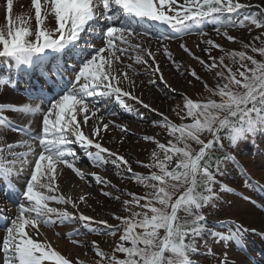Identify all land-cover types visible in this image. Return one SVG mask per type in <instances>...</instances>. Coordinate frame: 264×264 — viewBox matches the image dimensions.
I'll return each mask as SVG.
<instances>
[{"label":"snow or ice","instance_id":"1","mask_svg":"<svg viewBox=\"0 0 264 264\" xmlns=\"http://www.w3.org/2000/svg\"><path fill=\"white\" fill-rule=\"evenodd\" d=\"M4 6L5 23L0 25V68L4 71L0 74V88H15L21 75L29 76L33 71L39 73L42 83L38 89L26 90V103H0V191L18 197L13 217L5 218L4 209L0 208V218L8 220L0 242V264H73L39 237L41 226L54 228L77 223L84 231L71 228L66 234L73 244L79 245L76 237L86 233L118 236L112 252L92 241V249L100 257L95 264H193L192 256L196 254L215 257L210 248L200 253L198 241L205 236L225 245L235 242L240 251L247 253L244 237L256 230L234 220L216 221L210 227L204 209L216 206L219 192L233 191L217 179L227 174V165L240 168L224 141L228 148H235L249 137L254 140L258 134H264V59L257 60L245 51H227L209 39L204 43L209 46L205 52L211 63H206L181 44L183 51L208 71L216 70V83L209 87L194 69L189 71L204 83L208 95L201 100L181 97L183 104L177 105L176 111L182 121L179 125L163 114L160 121H153V126L165 129L172 139L165 144L153 136L143 137L156 144L151 162L142 165L155 169L148 175L134 172L128 160L103 146L102 133L113 122H104L103 115L97 113L101 107L107 108L113 98L128 111L132 109L125 97L150 108L123 86L125 81L129 89L137 86L126 70L135 72L133 65H124L123 58L148 66L151 74L160 72L153 51L143 41L133 42V37H148L152 33L137 31L134 24L170 30L171 36L160 31L155 37L161 45L157 51L162 48L179 71L181 65L173 59L166 41L194 33L205 36L204 27L208 24L214 26L218 35L236 41L227 29H264V8L257 6L258 13L242 14L241 10L249 4L240 0H31L34 15L29 12L14 16V0H5ZM50 21L55 22L54 26H50ZM262 36L264 32L253 38L261 41L260 47L240 42L245 49L251 48L264 57ZM213 48L224 54L218 58L211 56ZM145 57L151 58L153 64ZM226 58L230 63H225ZM159 78L163 81L162 74ZM34 100L40 103H33ZM9 111L30 118L41 116L42 130L34 132L31 119L17 125L4 114ZM189 119L190 122H183ZM90 120L91 131L86 134L83 126L89 125ZM116 127L127 132L125 127ZM9 131L18 132L21 138L6 142ZM74 146L82 150L94 167L103 168L111 162L147 189L142 196L127 193L131 199L123 201V208L128 215L113 214L117 224L94 221L79 212L80 203H87L85 195L73 200L59 191L57 177L61 167L71 169L80 179L86 178L76 166L80 156ZM25 173L30 178L21 190L13 179L18 180ZM241 173L247 183L250 177L243 169ZM92 175L97 184L116 187L98 173ZM216 185L220 186L219 192ZM256 187L264 190L258 183ZM101 191L113 198L112 193ZM53 202L65 207L50 206ZM69 204L75 212L67 210ZM93 224L104 228L98 231ZM258 234L264 238V233ZM204 244L207 248V240ZM76 264L83 261L77 260ZM221 264H232L226 253ZM247 264L258 262L249 254Z\"/></svg>","mask_w":264,"mask_h":264},{"label":"rangeland","instance_id":"2","mask_svg":"<svg viewBox=\"0 0 264 264\" xmlns=\"http://www.w3.org/2000/svg\"><path fill=\"white\" fill-rule=\"evenodd\" d=\"M240 2L249 4V7L241 10L242 14L258 13L259 9L257 6L264 8V0H240ZM22 12L25 14L32 12L34 15V10L31 7V0H20L19 8L17 10L14 8L13 14L15 16L22 14ZM4 23L5 6L0 7V25H3ZM31 23L33 26L36 24L34 19ZM54 24V21H50V26H54ZM204 31L207 33L205 36H200L194 33L180 39H171L165 42L168 45V50L172 53L173 59L177 64L181 65L179 71L177 70L176 65L173 64L172 61H170L164 54L162 48L160 51H157V48H160L161 45L155 38L157 36L156 34L152 33V35L148 37H133V42L143 41V43L153 51L155 54V63L159 65L160 72L151 74L148 66L137 64L133 59L123 58L124 65L131 63L133 65V69H135V72L130 69H126L129 71V74L132 75L133 79H138L140 82H143L141 86L129 89L127 81H125L123 85L125 90H131L133 95L142 99L144 103L149 104L150 108L146 109L137 101L131 100L127 97L124 99L128 105L130 103L129 101H131L136 109H146V111L149 112V115H147V117L144 115L143 119H141V116L139 115L134 116L137 115L136 112L126 110L122 105L116 102L114 98L108 102L107 108H109L112 103H115L118 108L117 110L119 111L118 114L122 115L121 117H118L120 123L115 124L114 121L107 118V108L101 107V112L97 113V115L99 116L102 114L104 122L106 123L109 121L113 122L110 124L109 129L102 133L103 146L128 160L134 172L148 175L151 171H155V169H148L142 166L151 162V152L156 148V144L154 142L145 141L143 139L144 136H153L156 140L165 144H167L168 140L172 139L165 129L153 126V121H160V114H163L173 123L179 125L182 121L180 117L177 116L176 111H179V109H177V105L183 104L181 97L183 95H187L193 100H201L203 97L208 95V93L204 90V83L193 78L189 74V71L194 69L197 74L202 77L203 81L209 85V87L215 86L216 80L214 79V76L216 70H212L211 72L208 71L199 63L198 60L184 52L180 47L181 44H184L188 49H190L194 56L199 57L206 63H211L209 54L205 52V49L209 46L204 43L205 40L209 39L213 40L215 44L220 45L227 51H245L248 55L253 56L257 60L264 59V57H261L259 53L252 52L251 48L245 49L243 47V44L252 43H255L256 47L262 46L260 40L254 41L253 38L264 32V29H256L253 27L251 32H249L247 28L227 29L229 35L237 38L236 41H229L222 34L218 35L214 31V26L211 24L206 25L204 27ZM223 31L224 29H221V33H223ZM261 39H264V36H262ZM240 41H242L243 44ZM210 54L211 56L218 58L224 53L219 49L213 48ZM145 58L149 60L150 65L153 64L151 58ZM225 63H230V61L226 58ZM146 69H148L149 74H146ZM186 69L188 71H186ZM233 70H236L235 65L233 66ZM140 71L142 72L140 73ZM161 74L163 75V81L159 78ZM172 77L177 78V83L175 85H172L169 82V79ZM149 80H154L155 84H150ZM165 82L167 83V87ZM172 89H175V91L173 92ZM150 92H153L156 96L160 95L164 102L160 104L158 99L154 98L151 103V100L149 101L145 99L144 96L148 95ZM152 109H155V111ZM130 115L135 119L127 118ZM110 118L117 120V117L114 116ZM90 121L89 125L84 126L86 129L90 127ZM183 122H190V119ZM116 125L125 127L127 132H122L120 127H116ZM88 133L89 131L87 134ZM224 143L227 151L239 163L240 168H237L233 164L229 163L227 165V174L217 177L218 180L228 185V187H230L233 191L219 192L220 186L216 185L215 189L219 192L220 200L216 203L215 207L210 205V207L205 208L204 213L207 220H210V227L213 226L216 221L234 220L240 225H243L245 228L255 229L256 232L254 233L249 231L244 237L243 242L247 248V253L240 251L235 242H229L225 245L223 242L216 243L214 240L205 236L204 240H207V248L205 247L204 240H199L198 248L200 249V253H205L210 248L212 253L217 251L215 252V257L212 255L196 254L192 256L193 264H221L225 253L232 264H246L249 260V254L251 257H254L256 261L261 260L258 245L264 246V243L258 233H264V221L247 224L245 223V219H248L251 215L247 213L249 209H259L264 214V208L261 207V205H264V190L256 187V183L264 186V134H258L254 140L252 137H249L242 145H237L235 148H228L227 141H224ZM193 147L198 148L196 145H193ZM79 156L81 160L82 158H85L80 162V165H83L82 167L86 174L85 181L82 185L86 192L84 191L85 194L81 195H85L87 200V203H80L79 212L92 217L94 221L107 220L109 224H117L118 221L112 218L113 214L120 216L128 215L123 208V201L131 199V196L127 195V193H134L142 196L145 194L147 189L130 179L124 168L117 167L111 162L103 168L94 167L93 163L91 164L89 159L83 155L82 151ZM137 161L140 163L138 164ZM241 169L245 170L248 177H250L247 183L245 176L241 173ZM93 173H98L100 176L110 181L111 184L116 185V187L113 188L107 185L97 184L92 175ZM102 189L112 193L113 198L104 196L101 191ZM117 189H119V191H117ZM116 196H119L120 199H114ZM245 197L250 199H245ZM69 205L67 210L69 212H75L76 210L72 209L71 205ZM50 206L57 208L64 207L63 205H59L54 202L51 203ZM136 210L139 211V208ZM97 226H99L97 227L99 231H102L104 228L103 225ZM62 227H64L63 229H66L67 231H63ZM62 227L60 229L59 227L48 228L41 226L40 232H48L55 237L59 236L71 244L72 242L66 238L65 232H68L71 228H80V224L77 223ZM80 230L82 232L84 231L83 228H80ZM57 233H59V235H57ZM42 236L43 234L39 237V239L44 240ZM76 239L80 241V244L75 245H82L84 249L82 253L79 252L80 254L74 248L71 250H59L50 241H48L49 239L46 240L50 242L52 246L62 255L70 259L73 264H76L77 260L83 261V264H95L100 257L97 256L92 249V241H97L99 246L104 251L112 252L114 241L118 239V236L116 238H110L102 235L86 233L85 235L76 237ZM1 240L0 242H2ZM0 255H2V253H0ZM117 255L122 256V254L119 253H117Z\"/></svg>","mask_w":264,"mask_h":264},{"label":"bare ground","instance_id":"3","mask_svg":"<svg viewBox=\"0 0 264 264\" xmlns=\"http://www.w3.org/2000/svg\"><path fill=\"white\" fill-rule=\"evenodd\" d=\"M4 5H5V0H0V7H4ZM19 5H20V0H14V8H15V10H17L19 8ZM24 12H25V9H24ZM24 12H22V14H25ZM162 31H165V30H162ZM169 35L171 36L173 34L169 31ZM33 72H35V71H33ZM141 72L142 71H140V73ZM176 79H177L176 77H172V78L169 79V82L172 85H175L177 83ZM135 82H136L137 86H141L143 84V82L142 81L140 82L138 79H136ZM25 97H26L25 95L22 96V97L19 96L18 93L16 95H14L7 88H0V103H13V104H18L19 105V104L28 102L26 99H24ZM144 98L149 100V101L151 100V103H152V100L154 98L158 99V102L160 104L164 102L163 99L160 97V95L156 96L153 92H150L148 95L144 96ZM129 102H130L129 106L132 109L131 111L136 112V114H137V115H134V116H138V115L139 116H141V115L144 116L145 115V117H147V115H149V112L146 111V109H142V108L141 109H136L134 104L131 101H129ZM156 103H157V101H156ZM42 107L46 108L47 105L46 104H42ZM117 109L118 108L115 105V103H112L109 106V108H107V118L109 120H111V121H114L115 124L120 123L119 120H118V117L122 116V115L118 114L119 111ZM6 113L14 121V123H16L17 125L27 124L29 122V120L31 119V121H32L31 127L33 128L34 132H39V131L42 130V117L41 116H37L35 118H30V117H27V116H21L19 114H16V113H13V112H10V111L6 112ZM111 113H114V114H111ZM113 116L117 117V120H113V119L110 118V117H113ZM127 118L135 119V118L131 117V115L128 116ZM93 119H95V118H93ZM91 123H92V121H90V127L87 128V129H86V127L83 126V129H84V131H86L85 132L86 134H87L88 131L89 132L91 131ZM19 137H21V135L18 132L9 131L6 134V136H5V141L9 142V143H12V141L16 142V141H18L20 139ZM76 166L79 167L81 169V171L85 174L82 165H79L78 162H77ZM60 172H61V174L57 177V184L59 185V191L61 193L65 194L66 196H70L73 200H77L79 195L85 194L84 193L85 189L82 187L85 179H80L78 176H76V174L71 169H68L67 167H61L60 168ZM22 185L23 184L19 185V187H21ZM4 195L5 194L2 193V191H0V201L4 198ZM66 207H68V205ZM1 208H3V207H1ZM247 213L251 214L248 217V219H245V223H247V224H253L254 222L259 223V222H263L264 221V214L259 209H255V210H250L249 209L247 211ZM209 221L210 220H208V225L210 226ZM59 228L61 229V227H59ZM63 228L64 227H62V229ZM63 231H67V230L63 229ZM68 232H65V234H67ZM42 234H43V236H42L43 239H47V240L49 239L48 241H50L59 250H71V249L74 248L76 251H78V253L79 252L82 253L84 251L82 246H77V245H75L73 243L69 244L65 239H63V238H61L59 236H57V237H55L54 235L52 236L51 233H48V232L47 233L44 232ZM1 237H2V235L0 234V240H1ZM261 240H262V242H264V238L261 237Z\"/></svg>","mask_w":264,"mask_h":264},{"label":"trees","instance_id":"4","mask_svg":"<svg viewBox=\"0 0 264 264\" xmlns=\"http://www.w3.org/2000/svg\"><path fill=\"white\" fill-rule=\"evenodd\" d=\"M246 141V140H245ZM245 141H241L239 144H238V146L239 145H242ZM217 154H220V153H217ZM208 207H210V206H208Z\"/></svg>","mask_w":264,"mask_h":264}]
</instances>
